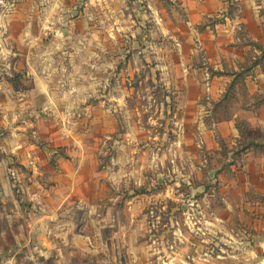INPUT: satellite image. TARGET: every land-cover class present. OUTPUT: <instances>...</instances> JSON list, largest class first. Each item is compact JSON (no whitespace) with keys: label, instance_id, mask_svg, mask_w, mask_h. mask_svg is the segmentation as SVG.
<instances>
[{"label":"rangeland","instance_id":"1","mask_svg":"<svg viewBox=\"0 0 264 264\" xmlns=\"http://www.w3.org/2000/svg\"><path fill=\"white\" fill-rule=\"evenodd\" d=\"M171 9L30 0L0 16V264H264L246 156L264 134Z\"/></svg>","mask_w":264,"mask_h":264},{"label":"crops","instance_id":"2","mask_svg":"<svg viewBox=\"0 0 264 264\" xmlns=\"http://www.w3.org/2000/svg\"><path fill=\"white\" fill-rule=\"evenodd\" d=\"M169 1L175 20L173 34H184L189 43H196L192 51H196L198 43L201 45L207 63L217 72L215 78L225 84L220 93L226 96V88L235 86L233 95L238 108L233 113L235 117H248L246 126L264 134V117H259L264 116V102H260L264 100V0ZM208 77L209 81H215L212 74ZM238 89L244 92L245 104L238 101L241 95ZM229 133L235 142L242 139L241 129L235 124ZM253 141L252 148L264 145V138ZM251 150L254 149H248L246 156L255 165L257 180L264 184V155ZM246 167L248 170L249 164ZM257 191L252 213L256 219H262L264 190Z\"/></svg>","mask_w":264,"mask_h":264},{"label":"built area","instance_id":"3","mask_svg":"<svg viewBox=\"0 0 264 264\" xmlns=\"http://www.w3.org/2000/svg\"><path fill=\"white\" fill-rule=\"evenodd\" d=\"M30 0H0V16H7Z\"/></svg>","mask_w":264,"mask_h":264}]
</instances>
